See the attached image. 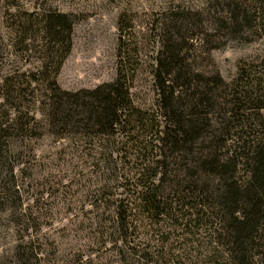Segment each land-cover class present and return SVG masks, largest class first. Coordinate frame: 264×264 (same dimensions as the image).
Returning a JSON list of instances; mask_svg holds the SVG:
<instances>
[{
  "label": "trees",
  "instance_id": "trees-1",
  "mask_svg": "<svg viewBox=\"0 0 264 264\" xmlns=\"http://www.w3.org/2000/svg\"><path fill=\"white\" fill-rule=\"evenodd\" d=\"M231 2L226 28L255 25L258 19L264 34V0L253 6ZM251 10L260 14L253 18ZM39 12L38 30L47 55L58 60L51 78L26 84L32 92L42 86L43 99L27 107L24 88L8 87L0 94V213L15 223L24 215L15 171L18 148L12 140L39 134V112L47 132L57 137L75 129L101 135L121 131L134 143L123 147L138 154L135 162L141 159L131 177L133 188L113 211L121 244L136 225L147 222L162 241L178 231L195 244L196 264H264V57L254 64L240 62L230 82L218 72L196 70L185 64L187 36L175 26L192 18L173 14L175 24L167 26L155 70L162 117L157 122L134 105L132 76L122 55L112 81L93 89H62L55 75L71 49L73 21L56 9ZM11 251L5 257L16 264L37 259L32 242L23 237Z\"/></svg>",
  "mask_w": 264,
  "mask_h": 264
},
{
  "label": "rangeland",
  "instance_id": "rangeland-1",
  "mask_svg": "<svg viewBox=\"0 0 264 264\" xmlns=\"http://www.w3.org/2000/svg\"><path fill=\"white\" fill-rule=\"evenodd\" d=\"M240 1L253 6L257 0ZM230 2L0 0V94L8 87L24 88L27 107L32 100L44 98L42 86L32 92L26 84L54 75L58 58L48 57L38 30L39 11L51 8L69 13L73 21L71 49L55 75L58 85L77 91L110 82L122 55L132 76L134 105L159 122L155 70L167 26L175 24L170 19L173 14L192 18L175 26L187 36L183 40L185 64L196 70L218 72L230 82L240 62L254 64L264 57V34L258 19L255 25L226 28ZM254 14L251 10L253 18L260 11ZM261 112L264 118V109ZM36 115L35 133L39 134L24 133L12 140L18 148L15 171L24 215L15 223L8 214L0 213V264H16L5 256L11 255L20 237L32 242L38 252L29 264H196L195 244L184 240L178 231L162 241L156 229L145 222L129 232L126 243L117 241L113 211L120 199L127 201L133 188L131 177L141 162H135L138 154L132 148L123 147L134 143L127 142L121 131L101 135L75 129L57 137L47 132L42 114ZM156 152L154 149L151 154Z\"/></svg>",
  "mask_w": 264,
  "mask_h": 264
}]
</instances>
